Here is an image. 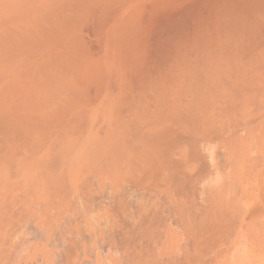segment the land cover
Returning <instances> with one entry per match:
<instances>
[{"label":"rangeland","instance_id":"obj_1","mask_svg":"<svg viewBox=\"0 0 264 264\" xmlns=\"http://www.w3.org/2000/svg\"><path fill=\"white\" fill-rule=\"evenodd\" d=\"M48 6L0 44V264H264V0Z\"/></svg>","mask_w":264,"mask_h":264},{"label":"bare ground","instance_id":"obj_2","mask_svg":"<svg viewBox=\"0 0 264 264\" xmlns=\"http://www.w3.org/2000/svg\"><path fill=\"white\" fill-rule=\"evenodd\" d=\"M55 2H57V0H0V44L5 43L6 45H8V25L10 23L18 21V23H24L29 27L38 26L39 24H42V22H44V17L52 14L54 10L52 7H49L48 4ZM232 20V15L229 12L222 14V24L220 26L221 34L219 33L220 36H218L219 38L217 37L218 40H215L217 41L216 45H218L219 47V52H221L224 48H227L230 44H237L236 33L234 27L231 26L232 22H230ZM157 52H159V50ZM207 59H210V61H206L207 63L204 62V65H200V68H198L199 74H194L198 77L200 76V79H205L207 81L210 80L209 82L213 84L212 89L214 92H216V90L221 87V84L225 85L224 82L227 80V78L218 75L221 64L225 63L226 60L221 53H217L213 58L210 57ZM194 66L196 68L193 69H197V66ZM177 68L179 67L177 66ZM222 71H225L223 67ZM135 73L137 74L135 78L136 83L138 84L141 82L145 75L144 70L140 66V62H138L136 66ZM182 74L184 75L183 72ZM187 76L191 75L189 74ZM217 82L220 84L217 85ZM43 164L46 165V163Z\"/></svg>","mask_w":264,"mask_h":264}]
</instances>
